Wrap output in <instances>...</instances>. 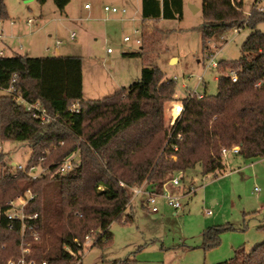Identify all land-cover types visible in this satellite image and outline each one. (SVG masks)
Wrapping results in <instances>:
<instances>
[{
  "label": "trees",
  "instance_id": "trees-1",
  "mask_svg": "<svg viewBox=\"0 0 264 264\" xmlns=\"http://www.w3.org/2000/svg\"><path fill=\"white\" fill-rule=\"evenodd\" d=\"M52 1L60 13L69 2ZM183 5V0H141L140 15L142 21L181 19ZM200 13L203 50L212 37L234 27L250 32L237 60L216 64L228 73L216 78L215 94L183 97L180 113L168 127L163 109L175 100L174 81L150 65L145 53L150 47L141 43L140 50L123 53L143 59L140 77L96 99L83 97L80 56H0V144L27 143L26 169L30 164L45 168L32 179L23 170H13L0 152V264H21V222L7 219L4 212L6 202L25 189L34 194L25 213L37 215L25 222L37 225L39 238L25 231L24 259L35 264H82L86 236L94 233L90 247L110 245L109 226L130 205L131 187L144 181L160 185L196 165L202 175L223 171L224 148L239 146L237 154L247 160L264 156V33L257 28L264 23V11H258L254 2L245 10L243 0H202ZM7 18L0 0V21ZM154 41L153 36L150 44ZM230 72L236 74L235 82ZM10 85L25 101L39 102L54 120L42 124L14 93L4 91ZM73 154L77 160L72 167L59 172L60 163ZM132 219L127 216L124 223ZM222 229L204 231V248L218 244ZM111 264L127 263L117 259ZM214 264H264V241L251 250L237 247L231 258Z\"/></svg>",
  "mask_w": 264,
  "mask_h": 264
},
{
  "label": "rangeland",
  "instance_id": "rangeland-1",
  "mask_svg": "<svg viewBox=\"0 0 264 264\" xmlns=\"http://www.w3.org/2000/svg\"><path fill=\"white\" fill-rule=\"evenodd\" d=\"M201 1L183 0L181 19L142 21L139 0H69L63 13L52 0L43 4L36 0H3L8 18L0 21L1 56H11V49L23 55L27 47L34 54L54 55L55 39H59L57 49L61 55L81 57L86 95L96 99L127 87L140 77L143 59L126 57L123 53L140 50L141 45L135 39L142 38L141 44L150 47L145 50L150 65H156L165 78L174 81L175 100L166 102L163 109L164 127H168L179 115L183 97L189 93L215 94L216 78L228 70L212 67L211 63L237 60L250 32L246 27L238 31L232 28L212 37L208 49L203 50L199 30L203 19L199 10L192 12L189 6L199 8ZM253 1L243 0L244 9L248 10ZM85 4L90 9L84 8ZM104 5L125 12H105ZM260 5L264 6V0ZM257 28L264 33V23ZM9 29L17 34L10 35ZM124 36L129 40L124 41ZM153 36L155 41L151 45ZM175 103L177 106L173 108ZM0 152L2 160L9 165L13 163L15 170L16 166L27 165L30 148L25 142L6 141L0 144ZM222 157L223 171L202 175L196 165L175 174L179 187L174 185L169 193L178 192L181 203L178 209L159 197L158 211L149 212L138 205L137 197L121 218L110 224L109 246L90 247L94 233L88 240L84 238L82 264H111L117 259L127 264H214L231 258L237 247L251 250L264 241V156L247 160L227 151ZM67 158L75 162L77 155ZM42 168L36 165L34 171ZM190 188L194 192L180 195ZM127 216L133 219L124 223ZM213 226L224 229L218 234V244L206 249L203 233Z\"/></svg>",
  "mask_w": 264,
  "mask_h": 264
},
{
  "label": "built area",
  "instance_id": "built-area-1",
  "mask_svg": "<svg viewBox=\"0 0 264 264\" xmlns=\"http://www.w3.org/2000/svg\"><path fill=\"white\" fill-rule=\"evenodd\" d=\"M260 1L261 0H254V7L258 10V11H264V6L260 5ZM85 8L89 7L88 4L84 5ZM103 10L106 12H111V13H124L125 10L121 9L118 10L116 7L112 6H108V5H104L103 6ZM233 29L235 30H239L238 27H234ZM137 32V31H136ZM70 37L73 38L74 34L71 33ZM124 41H128L129 37L124 36L123 37ZM59 41H56V44H58ZM135 43L136 44H140L141 40L139 38L135 39ZM107 51H110V49L108 48ZM0 54H2V52L0 51ZM212 67H216V63H211ZM237 79V76L234 72H230V80L232 82H235ZM15 82V76H12L11 78V83ZM6 93L9 94H15L16 95V99L19 103L23 104V106L25 107L26 110H29L32 112L33 115L39 117L40 122L42 124H46L49 123L51 121L54 120V117L51 116L46 109L40 105L39 102H33V103H29L27 101H25L21 96L19 91H17L15 89V87H13V85H10L9 87H7L4 90ZM191 94V93H189ZM75 107V106H74ZM181 107V106H180ZM176 119V117H175ZM175 119L170 123V125H172L175 121ZM239 149V146H233L229 149H222V154L226 153L227 151H232L234 153H237ZM74 161H72L71 158H66L64 159L59 167H58V171L59 172H65L66 170L70 169L73 165ZM35 167L36 165L34 164H30L28 166V168L26 169L25 167H21V166H16L17 169L23 170L27 173V175H29L32 179H35L36 177L40 176L41 173L44 172L45 168H42L41 171L39 172H35ZM170 186H174L176 185L177 187H179V179L174 176L171 180L164 182L160 185H150L147 182H142L139 185H135L133 187H131V192H132V196L130 198V205L133 204V202L135 201V199H137L138 197V205L142 208H145L147 211L149 212H157L158 211V206H157V198L162 197L163 199H165L166 203L168 205H170L171 207H173L174 209H178L181 207V203L179 201L178 198V192L177 195H171L169 193V191H171ZM192 192H194V190L192 188L187 189L185 192H183L180 195H189ZM34 198V194L30 191V189H25V191L22 194H19L17 196H15L14 198L9 199L6 203L8 205V208L6 209V211L4 212L7 219H14V220H19L21 222V236H20V248L22 251V256L20 258V263L21 264H35L33 261H26L24 259V254L28 252V248H27V241H26V230H30V236L33 239H38L39 235L36 231V227L37 225L34 223H26L25 222V218L29 219V220H34L36 218V214H26L25 213V208L27 207L29 201H31ZM207 213H210V211H207ZM88 238V236H86V239ZM88 240V239H87ZM87 243V242H86ZM9 264H13L11 262H9ZM41 264H47L45 261H42Z\"/></svg>",
  "mask_w": 264,
  "mask_h": 264
},
{
  "label": "crops",
  "instance_id": "crops-1",
  "mask_svg": "<svg viewBox=\"0 0 264 264\" xmlns=\"http://www.w3.org/2000/svg\"><path fill=\"white\" fill-rule=\"evenodd\" d=\"M254 2V1H253ZM139 4H141V0H139ZM183 7H184V5H183ZM85 8V7H84ZM86 9H90V7H87ZM139 10H140V8H139ZM198 10L200 11V7L198 8ZM198 10H196V11H198ZM106 12V11H105ZM123 14V13H122ZM4 21V20H3ZM10 31H11V33H10V35L12 34V35H15V34H17V32L14 30V29H9ZM2 31H4V30H2ZM50 36V35H49ZM56 41H59V43H60V40L59 39H55V48H56V52L55 53H53L54 55H60V56H70V55H61V53L58 51V49H57V46L59 45V43L58 44H56ZM7 47H9V49H11V47L10 46H7ZM31 48H29V47H27L26 48V51H25V53L23 54V55H25V56H29V57H39V56H51V55H44L43 54V52H39V53H37V54H34L35 52H31V51H33V50H31ZM44 50H48V48L46 47V48H44ZM11 51H12V55L11 56H15V55H22V54H20L19 53V51L18 50H16V49H11ZM2 52V51H1ZM107 52H110V51H107ZM3 54V53H2ZM2 54H0V56L2 55ZM54 55H52V56H54ZM75 56H77V55H75ZM110 62V60H106V63H109ZM114 84H116V83H114ZM1 94V93H0ZM82 94H83V97L85 98V99H95V98H91V97H88L87 95H86V92H85V88H84V80H83V72H82ZM189 95V94H188ZM173 189V186H171V190Z\"/></svg>",
  "mask_w": 264,
  "mask_h": 264
},
{
  "label": "water",
  "instance_id": "water-1",
  "mask_svg": "<svg viewBox=\"0 0 264 264\" xmlns=\"http://www.w3.org/2000/svg\"><path fill=\"white\" fill-rule=\"evenodd\" d=\"M24 2H28V1H31V0H23ZM190 6V9H191V11L192 12H195L196 10H198V7H194L193 5H189ZM172 62H174V61H172ZM12 165H13V163H12Z\"/></svg>",
  "mask_w": 264,
  "mask_h": 264
},
{
  "label": "bare ground",
  "instance_id": "bare-ground-1",
  "mask_svg": "<svg viewBox=\"0 0 264 264\" xmlns=\"http://www.w3.org/2000/svg\"><path fill=\"white\" fill-rule=\"evenodd\" d=\"M180 108V110H181V107H179Z\"/></svg>",
  "mask_w": 264,
  "mask_h": 264
}]
</instances>
